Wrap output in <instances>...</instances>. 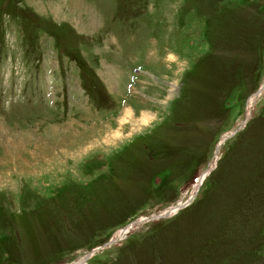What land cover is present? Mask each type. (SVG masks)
Instances as JSON below:
<instances>
[{"label": "rangeland", "instance_id": "1", "mask_svg": "<svg viewBox=\"0 0 264 264\" xmlns=\"http://www.w3.org/2000/svg\"><path fill=\"white\" fill-rule=\"evenodd\" d=\"M263 84L264 0H0V264H264Z\"/></svg>", "mask_w": 264, "mask_h": 264}, {"label": "water", "instance_id": "2", "mask_svg": "<svg viewBox=\"0 0 264 264\" xmlns=\"http://www.w3.org/2000/svg\"><path fill=\"white\" fill-rule=\"evenodd\" d=\"M263 88H264V84L260 86V88L255 92L254 95H257L258 93H260L261 90H262ZM247 118H249V115H247ZM235 131H237V129L234 130V132H232L231 135H232L233 133H235ZM229 136H230V135H229ZM227 137H228V136L226 135V136L223 138V140L226 139ZM206 171H207V170H206ZM206 171H205V172H206ZM205 172H204V176H203V177H202V175H203V174H202V175L198 178V183H197V186H196L197 189L195 190V193H196L197 190L199 189L200 184H201L203 178L206 176ZM188 202H189L188 199H185L184 201H180L179 203L175 204L174 206H169L168 208H166V209L171 208L170 210H168V211L165 210L164 212H161V213H159V214L154 215L152 218H151V217L144 218V220H149L150 218H151V219H156V218H160V217H163V216H169V215H171V214H173V213L178 212L181 208H183L185 205H187ZM172 207H173V208H172ZM173 209H174V212L171 213V211H172ZM170 213H171V214H170ZM142 220H143V219H142ZM112 240H114V239H112ZM93 251H95V250H93ZM83 260H84V258L80 259V261H76V262H73V263H74V264H80L81 262H83Z\"/></svg>", "mask_w": 264, "mask_h": 264}, {"label": "bare ground", "instance_id": "3", "mask_svg": "<svg viewBox=\"0 0 264 264\" xmlns=\"http://www.w3.org/2000/svg\"><path fill=\"white\" fill-rule=\"evenodd\" d=\"M256 98V97H255ZM253 102H254V99H251V101H250V105H249V108H248V111L250 112L251 111V108H252V104H253ZM128 109V108H127ZM130 113V112H129ZM147 120V119H146ZM19 147V146H18ZM29 154V153H28ZM33 156V155H32ZM32 161V160H31ZM37 161V160H36ZM35 161V162H36ZM32 163V162H31ZM32 172V171H31ZM202 177H203V175H202ZM170 210V209H169ZM174 210V209H173ZM174 212V211H173ZM122 231V230H121ZM121 231H119L117 234H116V237L118 238V236L121 234ZM121 237V236H120ZM74 264V263H73Z\"/></svg>", "mask_w": 264, "mask_h": 264}]
</instances>
